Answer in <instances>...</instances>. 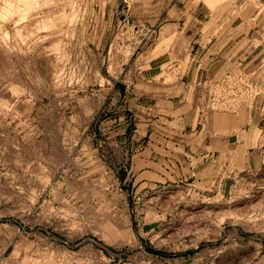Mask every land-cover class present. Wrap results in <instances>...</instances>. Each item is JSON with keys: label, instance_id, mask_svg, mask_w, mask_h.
<instances>
[{"label": "rangeland", "instance_id": "374dc122", "mask_svg": "<svg viewBox=\"0 0 264 264\" xmlns=\"http://www.w3.org/2000/svg\"><path fill=\"white\" fill-rule=\"evenodd\" d=\"M181 10L204 21L205 47L238 16L264 37V0H0V264H264L259 130L255 164L231 169L222 148L214 176L155 186L112 143L119 84L169 83L200 54V41L161 32ZM261 59L200 72L201 112L260 114Z\"/></svg>", "mask_w": 264, "mask_h": 264}, {"label": "crops", "instance_id": "0c3cea01", "mask_svg": "<svg viewBox=\"0 0 264 264\" xmlns=\"http://www.w3.org/2000/svg\"><path fill=\"white\" fill-rule=\"evenodd\" d=\"M180 13L184 14L177 20L166 17L160 21L161 32L166 38L187 35L200 41V54L195 55L191 66L169 83H135L133 79L132 85L120 83L116 90L115 100L121 102V112L116 114L114 130L121 139L112 143L118 157L130 159L132 176L145 178L150 186L192 176H214L219 170L222 148L221 155L232 152L228 159L231 169L241 159L243 165L255 164L253 136L256 129L264 134L263 96L259 100L260 114H251L242 106L234 111L221 113L212 109L203 114L194 88L200 72L217 76L231 65H241L245 70L259 67L264 56L262 33L252 31L250 16H238L230 30L214 37L205 47L201 42L207 35L204 21L186 11ZM127 139L131 148L125 144Z\"/></svg>", "mask_w": 264, "mask_h": 264}, {"label": "bare ground", "instance_id": "6f19581e", "mask_svg": "<svg viewBox=\"0 0 264 264\" xmlns=\"http://www.w3.org/2000/svg\"><path fill=\"white\" fill-rule=\"evenodd\" d=\"M16 2V1H15ZM5 3V2H4ZM22 4V3H21ZM4 7V6H3ZM6 10V9H5ZM10 10V9H9ZM24 12V11H23ZM23 14V13H22ZM27 14V13H26ZM64 15V14H63ZM18 17V16H17ZM25 17H27V16H25ZM69 17V16H68ZM47 18V17H46ZM49 19V18H48ZM55 20V19H54ZM40 22H41V25H46V23L48 22H46V20L45 19H40ZM54 21H52V23H53ZM51 25V24H50ZM42 28V27H41ZM6 35H7V33H6ZM24 39V38H23ZM8 40V39H7ZM36 41V40H35ZM7 44V43H6ZM0 45H2L1 43H0ZM28 46H30V45H28ZM27 46V47H28ZM41 46V45H40ZM44 46V45H43ZM7 47H8V44H7ZM4 48V47H3ZM9 48V47H8ZM30 48V47H29ZM43 48V47H42ZM11 49V48H10ZM41 50V49H40ZM48 50V49H47ZM9 51V50H8ZM22 51V50H21ZM42 51H44V50H42ZM6 52V51H5ZM18 52V51H17ZM37 52V51H36ZM24 53V52H23ZM57 53V52H56ZM54 54V53H53ZM26 55V54H25ZM44 55V54H43ZM51 55V54H50ZM38 56V55H37ZM52 56V55H51ZM26 57V56H25ZM46 57V56H45ZM54 57V56H53ZM5 58V57H4ZM8 58V57H7ZM48 58V57H47ZM57 58H58V56H57ZM6 60V59H5ZM18 60V59H17ZM47 60V59H46ZM51 60V59H50ZM7 61V60H6ZM46 63H47V61H45ZM49 62H51V61H49ZM6 63V62H5ZM13 63V62H12ZM11 64V63H10ZM15 64V63H14ZM49 64V63H48ZM44 65H46V64H44ZM39 66V65H38ZM10 67V66H9ZM14 70V69H13ZM50 72V71H49ZM9 74V73H8ZM39 74V73H38ZM44 74V73H43ZM54 74V73H53ZM43 76V75H42ZM62 76V75H61ZM53 77V76H52ZM57 77V76H56ZM2 79V78H1ZM32 80V79H31ZM22 81V80H21ZM34 82V81H33ZM56 82V81H55ZM54 82V83H55ZM36 84V83H35ZM56 85V84H55ZM64 86V85H63ZM31 87V86H30ZM41 89V88H40ZM57 92V91H56ZM18 93V92H17ZM57 100V99H56ZM20 105V104H19ZM2 106V105H1ZM0 106V107H1ZM9 107V106H8ZM20 108H22V107H20ZM2 110H3V108H2ZM4 113H6V112H4ZM1 114V113H0ZM1 116V115H0ZM42 116H44V115H42ZM46 118V117H45ZM51 123V122H50ZM6 125V124H5ZM2 127V126H1ZM58 128V127H57ZM6 130V129H5ZM52 132V131H51ZM56 132V131H55ZM8 133V132H7ZM7 136V135H6ZM15 137V136H14ZM13 137V138H14ZM58 137V136H57ZM7 139V138H6ZM60 140V139H59ZM70 140V139H69ZM68 140V141H69ZM19 141V140H18ZM44 141V140H43ZM17 142V141H16ZM69 142H71V141H69ZM14 143V142H13ZM21 143V142H20ZM50 143V142H49ZM59 143V142H58ZM68 143V142H67ZM50 145H52V144H50ZM12 146V145H11ZM17 146V145H16ZM22 146V145H21ZM23 147V146H22ZM71 147V146H70ZM66 148V147H65ZM64 148V149H65ZM18 149V148H17ZM25 149V148H24ZM32 149V148H31ZM46 149V148H45ZM20 150V149H19ZM35 150H37V149H35ZM69 150V149H68ZM40 151V150H39ZM24 152V151H23ZM30 153V152H29ZM57 153V152H56ZM38 154H40V153H38ZM62 154V153H61ZM33 155V154H32ZM57 156V155H56ZM60 156V155H59ZM11 157V156H10ZM14 157V156H13ZM16 158V157H15ZM63 160V159H62ZM9 161V160H8ZM16 161V160H15ZM58 161V160H57ZM64 162V161H63ZM16 163V162H15ZM52 163V162H51ZM19 164V163H18ZM56 164V163H55ZM42 165V164H41ZM43 166V165H42ZM20 167V166H19ZM57 168V167H56ZM44 169V168H43ZM14 170V169H13ZM39 170V169H38ZM55 170V169H54ZM49 171V170H48ZM14 172V171H13ZM40 172V171H39ZM15 174V173H14ZM26 174V173H25ZM30 174V173H29ZM49 174H50V172H49ZM24 176V175H23ZM26 176V175H25ZM24 176V177H25ZM48 177H49V175H47ZM17 177V176H16ZM35 177H37V176H35ZM46 177V176H45ZM20 178V177H19ZM29 178L31 179V176H29ZM42 178V177H41ZM32 179H33V177H32ZM44 179V178H43ZM46 179V178H45ZM35 180V179H34ZM47 180V179H46ZM45 180V181H46ZM74 180V179H73ZM24 181V180H23ZM38 181V180H37ZM85 181V180H84ZM41 182V181H40ZM20 184V183H19ZM36 184V183H35ZM90 185V184H89ZM42 186V185H41ZM21 191V190H20ZM23 191V190H22ZM13 192V191H12ZM11 192V193H12ZM35 198V197H34ZM49 199V198H48ZM31 200V199H30Z\"/></svg>", "mask_w": 264, "mask_h": 264}, {"label": "built area", "instance_id": "2783aa9c", "mask_svg": "<svg viewBox=\"0 0 264 264\" xmlns=\"http://www.w3.org/2000/svg\"><path fill=\"white\" fill-rule=\"evenodd\" d=\"M154 32V30L151 28V27H148L147 28V33H153ZM211 85L213 86L214 84L211 82ZM232 85V84H231ZM235 87H237V86H234V88ZM210 97V96H209ZM216 96L213 94L212 96H211V98H215ZM217 100V99H216Z\"/></svg>", "mask_w": 264, "mask_h": 264}, {"label": "trees", "instance_id": "16d2710c", "mask_svg": "<svg viewBox=\"0 0 264 264\" xmlns=\"http://www.w3.org/2000/svg\"><path fill=\"white\" fill-rule=\"evenodd\" d=\"M153 251V250H152Z\"/></svg>", "mask_w": 264, "mask_h": 264}]
</instances>
